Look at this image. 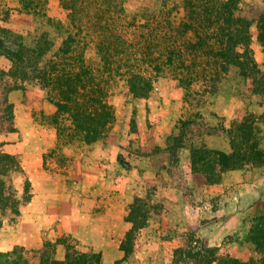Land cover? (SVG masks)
<instances>
[{
	"label": "rangeland",
	"instance_id": "374dc122",
	"mask_svg": "<svg viewBox=\"0 0 264 264\" xmlns=\"http://www.w3.org/2000/svg\"><path fill=\"white\" fill-rule=\"evenodd\" d=\"M78 1L86 3L81 10L85 31L89 28L92 32L90 27L101 33L109 28L119 30L121 23L136 20L127 32L128 40L135 42H142L141 22L148 23L143 14H150L152 24L160 20L165 25L170 18L178 23L185 15L184 0ZM241 4L255 7L257 21L264 15V0H241ZM42 14L62 20L65 26L73 22L71 10L61 0H0V68L11 66L2 47L5 44L14 48L21 38L30 44L44 30L55 41L54 48L61 44V29ZM3 28L22 37H6ZM165 32L172 30L165 28ZM251 33L256 59L264 69V46L258 38L257 22ZM101 38L95 37L87 52V59L95 66L99 61L95 44ZM157 56L160 54H154ZM186 58L191 61L193 55L186 54ZM147 72L154 86L144 96L130 93L124 78L112 81L116 122L107 136L92 144L58 137L53 123L57 106L46 99L40 84L28 83L26 88L10 91L6 82L0 85V122L4 121L6 103L12 104L14 112V130L0 132V142L3 150L19 156L23 168L10 178L20 196H24L25 187L31 194L17 219L0 211V251L16 245L38 249L60 239V256L64 257L68 243L76 244L81 250L101 253L103 264H182L175 260V250L187 244L191 250H217L241 261L259 258L249 234L253 217L264 213V166L229 168L217 180L199 184L193 177L191 140L186 138L185 145L175 148L177 143L170 136L179 134L180 118H195L199 125H195L194 133H200V142L205 139L209 147L230 152L227 129L244 109L260 115L259 136L264 147L262 97L253 94L245 79L233 71L221 78L214 92L213 88L205 90L201 81L185 87L169 69L157 72L148 68ZM29 155H41L44 167L56 169L62 180L67 178L64 188L62 184L57 190L44 188L46 197L35 203L32 181L23 167ZM97 169L105 175L100 180ZM137 196L145 199L148 218L135 230L131 250L127 251L123 242L133 227L128 217ZM63 215L88 221L97 216L98 228L92 235L88 229L84 235L59 231Z\"/></svg>",
	"mask_w": 264,
	"mask_h": 264
},
{
	"label": "trees",
	"instance_id": "16d2710c",
	"mask_svg": "<svg viewBox=\"0 0 264 264\" xmlns=\"http://www.w3.org/2000/svg\"><path fill=\"white\" fill-rule=\"evenodd\" d=\"M61 1L71 10L72 25L65 26L62 20L42 14L61 29L64 34L61 44L54 48L55 41L47 30L41 32L35 42L27 44L21 35L3 28L6 37H19L21 41L15 42L14 48H8L7 44L2 46L6 48L11 66L7 70L0 68V85L6 82L8 91L26 88L28 83L40 84L46 99L57 106L53 123L60 139L92 144L107 136L116 122V110L111 102L112 81L124 78L130 93L144 96L154 86L148 68L157 72L169 69L185 87L201 81L205 90L213 88V92L219 89L221 78L233 71L245 79L251 92L260 95L264 103V69L256 59L251 33L252 25L257 22L258 38L264 46V15L257 21L253 16L254 6H243L241 0H184L185 15L178 23L170 18L167 25L160 20L152 24L150 14H143L148 23L141 22L144 26L139 35L142 42H135L128 40L127 32L136 20L121 23L123 27L119 30L109 28L101 33L97 28L90 27L91 32L87 27L85 31L81 12L85 2ZM165 28L172 32H165ZM190 32L193 37L189 36ZM95 37H102L95 44L99 55L96 66L87 59L88 48ZM156 53L160 56L154 57ZM186 54L193 55V60L189 61ZM12 107L11 103L3 106L5 122H0V132L14 130ZM259 117L244 109L239 111L227 129L230 152L209 147L205 139L200 142V133H194L195 125H199L195 118H180L177 124L180 132L170 138L177 143L175 148L191 140L193 177L203 184L217 180L229 168L264 166ZM2 145L0 142V211L15 220L31 194L25 187L24 196H20L12 183L11 174L23 170L21 160L18 155L3 150ZM146 204L140 196L131 204L128 220L133 227L123 242L127 251L131 250L129 244L135 230L147 223ZM249 238L259 254L258 259L241 261L229 254H218L217 250H191L187 244L175 250V260L182 264H264V213L253 217ZM59 240L48 241L38 249L16 245L0 251V264H103L101 253L81 250L76 244L68 243L64 257H57Z\"/></svg>",
	"mask_w": 264,
	"mask_h": 264
},
{
	"label": "crops",
	"instance_id": "0c3cea01",
	"mask_svg": "<svg viewBox=\"0 0 264 264\" xmlns=\"http://www.w3.org/2000/svg\"><path fill=\"white\" fill-rule=\"evenodd\" d=\"M24 169L25 172L29 175L30 180L32 181V186L34 189V195H33V201H39L43 198L46 197L44 191V188L46 187H52L54 190H57L59 185L62 184L64 188V184L67 182V178L65 177L64 180H62V177L59 175L60 173L56 171V169L51 171V169L44 167L43 166V157L41 155L39 156H27L24 158ZM94 170V169H93ZM74 173V172H73ZM65 175V174H63ZM97 175L98 179L100 180L101 176H105L103 172L99 169H97ZM68 177L70 175H67ZM103 179H105L103 177ZM65 187H67L65 185ZM65 190V189H64ZM65 197V195L63 196ZM56 203H54L55 205ZM94 220H86V219H75L72 220L68 215H63V220L61 222V228L59 231H74V233L79 234V235H84L86 234L85 229L89 230L90 235L94 233V230L98 228V217L94 216ZM90 224L88 227L87 224ZM118 223L120 224V220H118ZM103 226V225H102ZM104 227L107 228V226L104 224ZM56 256L59 258H62L63 256H60L59 254L62 253L60 250H63L61 243H57V248H56Z\"/></svg>",
	"mask_w": 264,
	"mask_h": 264
}]
</instances>
